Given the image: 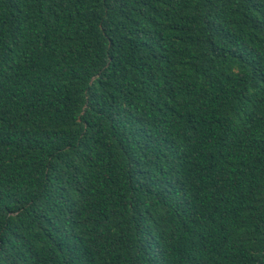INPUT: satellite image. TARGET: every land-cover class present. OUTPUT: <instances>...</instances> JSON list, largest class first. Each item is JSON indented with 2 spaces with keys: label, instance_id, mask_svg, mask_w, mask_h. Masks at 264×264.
I'll use <instances>...</instances> for the list:
<instances>
[{
  "label": "trees",
  "instance_id": "16d2710c",
  "mask_svg": "<svg viewBox=\"0 0 264 264\" xmlns=\"http://www.w3.org/2000/svg\"><path fill=\"white\" fill-rule=\"evenodd\" d=\"M0 264H264V0H0Z\"/></svg>",
  "mask_w": 264,
  "mask_h": 264
}]
</instances>
